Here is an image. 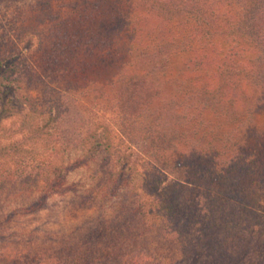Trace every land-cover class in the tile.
Masks as SVG:
<instances>
[{"label": "trees", "instance_id": "obj_1", "mask_svg": "<svg viewBox=\"0 0 264 264\" xmlns=\"http://www.w3.org/2000/svg\"><path fill=\"white\" fill-rule=\"evenodd\" d=\"M1 4L21 23L0 29V122L42 119L0 145V199H26L0 238L18 212L67 194L51 153L77 136L74 115L91 156L72 168L108 156L80 225L0 264H264V0ZM31 84L62 95L55 115ZM28 140L49 142L47 160L30 162Z\"/></svg>", "mask_w": 264, "mask_h": 264}, {"label": "rangeland", "instance_id": "obj_2", "mask_svg": "<svg viewBox=\"0 0 264 264\" xmlns=\"http://www.w3.org/2000/svg\"><path fill=\"white\" fill-rule=\"evenodd\" d=\"M26 5L29 6V4ZM26 5L25 7H27ZM17 10L15 6L0 5V17H2L0 18V24H4V28L0 27L1 30L8 31L10 26L13 25L12 21H19L18 25H20L21 20L19 19H21V14ZM12 35L15 34L13 33ZM27 45L24 42L21 44V47L26 48ZM71 81L74 87H80V78H74ZM31 85L29 93L37 98V100L39 99V103L43 105L41 110L50 111L52 112L51 114L55 115L61 104L65 102L61 99L63 98L62 95L57 93L58 90L48 91L49 88L43 89V85L40 84L38 87L36 84ZM46 90L47 93L44 94ZM69 96L73 97L71 94ZM77 103L80 106V102ZM45 117L47 116L45 115ZM41 119L39 118V113L33 114L25 111L20 115L3 120L0 122V145H11L25 139L34 125L41 124ZM257 120L264 126V110L260 113ZM68 123L76 131L77 136L73 142H67L62 148L51 153L56 165H59L65 171L68 169L65 185L62 188L68 189L67 194L53 196L50 199L49 208L38 214L18 212L15 215V219L6 226L4 225L6 234L3 238H0V254L7 255L18 251H36L44 242L51 243L53 240L59 241L61 237L68 236L76 226L80 225L81 220L84 219L85 214L80 211V195L95 188L97 178L94 177V174L96 171L101 173L104 170L108 155L100 152L94 158H89L88 163L72 168L75 164L91 156L89 154L90 141L83 142L80 140V114L74 115ZM24 148L26 151L31 152L27 155L30 162H33L32 164L47 160L48 154L51 152L49 142L33 144L31 140H28L24 144ZM137 183L141 185V181ZM130 193L129 191L127 195L131 197L133 194ZM25 202L26 199L23 201L20 199L7 202L0 199V224L3 222L5 215L18 208L20 210ZM110 211L107 210V214ZM95 213V210L92 209L87 213V216L94 215Z\"/></svg>", "mask_w": 264, "mask_h": 264}]
</instances>
